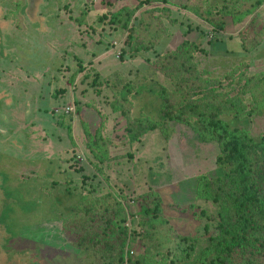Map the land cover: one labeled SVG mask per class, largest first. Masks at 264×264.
I'll use <instances>...</instances> for the list:
<instances>
[{"label": "rangeland", "instance_id": "1", "mask_svg": "<svg viewBox=\"0 0 264 264\" xmlns=\"http://www.w3.org/2000/svg\"><path fill=\"white\" fill-rule=\"evenodd\" d=\"M151 1L0 0V264H81L75 235L63 227L85 195L123 199L125 228L138 239L125 247L132 261L147 246L137 215L157 196L166 240L172 237L160 247L164 264H196L207 224L198 212L215 213L210 202L196 200V178L218 175L216 146L175 123L164 129L173 130L167 141L157 129L130 143L126 118L158 121L160 89L174 90L159 58L184 40L205 52L196 54L198 68L217 81V92L240 94L250 110L251 95L241 87L247 76L264 73V4L237 24L226 16L221 32L183 8L190 0ZM204 1L216 15L230 0ZM123 7L137 10L127 30L110 24ZM259 102L253 115L228 119L230 125L264 135ZM97 131L108 155L102 164L88 148L87 133ZM194 238L196 253L179 261Z\"/></svg>", "mask_w": 264, "mask_h": 264}, {"label": "trees", "instance_id": "2", "mask_svg": "<svg viewBox=\"0 0 264 264\" xmlns=\"http://www.w3.org/2000/svg\"><path fill=\"white\" fill-rule=\"evenodd\" d=\"M242 1L230 0L216 11V15L215 10L205 7L203 0H190L183 8L214 30L223 32L226 16H230L232 23L237 24L264 4V0H252L249 6L246 3L243 6ZM151 2L168 4L169 0ZM136 11L123 7L112 14L110 24H120L121 28L127 30L131 20L135 19ZM162 11L167 12L165 9ZM153 13L150 11L149 15L152 17ZM141 18L139 23L144 26ZM144 27L145 32L148 31V26ZM132 33L130 28L129 39L133 38ZM197 53L205 54L193 41L184 40L173 51L159 58L158 69L173 84L174 90L160 89L158 121L127 117L126 136L133 143L138 142L146 133L161 129L167 141L171 136L167 131L171 133L173 130L164 129L175 123L189 128L202 144L215 145L217 154L214 164L218 175H200L196 178V200L210 202L215 213L211 215L204 210L198 212L207 224L203 228L206 235L204 245L198 250L195 262L264 264V135L253 138L247 130L232 127L228 121L241 120L255 113L258 106L253 108V103L259 105V100L264 99V73L245 78L241 89L245 87L252 99L250 110H247L240 94L230 96L217 92V81L205 78L206 73L199 70ZM99 134L98 131L95 136L87 133L88 148L102 164L108 155L106 149L99 145L102 140ZM153 200L154 207L143 206L137 215L138 226L143 230L141 240L147 246L144 256L132 261L130 254L125 253V247L138 239L125 228L126 217L123 211L127 213V210L123 199L118 201L111 195L94 198L83 196L80 204L72 209V220L63 227L75 235L73 244L79 250L80 263L164 264L163 260L168 255H160V247L171 244L172 237L166 240V236L170 235L166 229L168 222L159 216L161 207L158 197L154 196ZM98 203L106 206L101 212L91 213L88 208ZM197 206L190 204L189 208L196 209ZM210 226H213L212 233L209 232ZM160 227L165 228L166 233H162ZM188 240L182 238V241ZM191 241L189 249L182 251L179 261L190 259L188 250L196 253L195 247L199 240L194 238ZM150 249H154V253L149 252ZM175 263L171 260V264Z\"/></svg>", "mask_w": 264, "mask_h": 264}]
</instances>
